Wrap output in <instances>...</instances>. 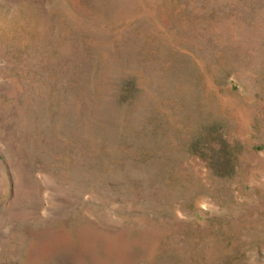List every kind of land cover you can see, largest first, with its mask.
Instances as JSON below:
<instances>
[{
	"label": "rangeland",
	"instance_id": "obj_1",
	"mask_svg": "<svg viewBox=\"0 0 264 264\" xmlns=\"http://www.w3.org/2000/svg\"><path fill=\"white\" fill-rule=\"evenodd\" d=\"M0 264H264V0H0Z\"/></svg>",
	"mask_w": 264,
	"mask_h": 264
}]
</instances>
